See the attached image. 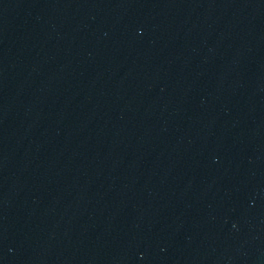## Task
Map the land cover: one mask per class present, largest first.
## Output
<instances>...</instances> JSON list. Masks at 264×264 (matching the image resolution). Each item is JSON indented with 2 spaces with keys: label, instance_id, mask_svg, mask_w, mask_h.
Returning <instances> with one entry per match:
<instances>
[{
  "label": "water",
  "instance_id": "95a60500",
  "mask_svg": "<svg viewBox=\"0 0 264 264\" xmlns=\"http://www.w3.org/2000/svg\"><path fill=\"white\" fill-rule=\"evenodd\" d=\"M0 264H264V0H0Z\"/></svg>",
  "mask_w": 264,
  "mask_h": 264
}]
</instances>
